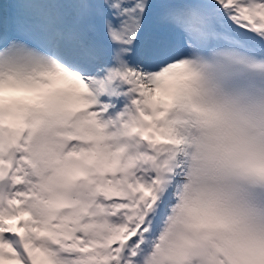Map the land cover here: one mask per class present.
<instances>
[{"label":"snow or ice","instance_id":"6c2138e0","mask_svg":"<svg viewBox=\"0 0 264 264\" xmlns=\"http://www.w3.org/2000/svg\"><path fill=\"white\" fill-rule=\"evenodd\" d=\"M0 264H264V0H0Z\"/></svg>","mask_w":264,"mask_h":264}]
</instances>
